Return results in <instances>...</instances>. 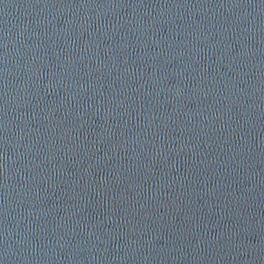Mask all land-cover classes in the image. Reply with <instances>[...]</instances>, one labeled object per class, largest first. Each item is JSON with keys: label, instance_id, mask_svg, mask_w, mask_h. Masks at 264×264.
<instances>
[{"label": "water", "instance_id": "obj_1", "mask_svg": "<svg viewBox=\"0 0 264 264\" xmlns=\"http://www.w3.org/2000/svg\"><path fill=\"white\" fill-rule=\"evenodd\" d=\"M0 264H264V0H0Z\"/></svg>", "mask_w": 264, "mask_h": 264}]
</instances>
